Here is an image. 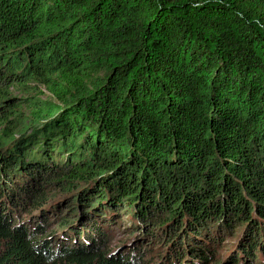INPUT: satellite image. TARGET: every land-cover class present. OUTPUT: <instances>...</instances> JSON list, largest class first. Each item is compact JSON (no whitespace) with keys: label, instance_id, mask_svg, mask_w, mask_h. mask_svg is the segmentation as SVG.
<instances>
[{"label":"trees","instance_id":"obj_1","mask_svg":"<svg viewBox=\"0 0 264 264\" xmlns=\"http://www.w3.org/2000/svg\"><path fill=\"white\" fill-rule=\"evenodd\" d=\"M121 211L160 264H264V0H0V264H145Z\"/></svg>","mask_w":264,"mask_h":264},{"label":"rangeland","instance_id":"obj_2","mask_svg":"<svg viewBox=\"0 0 264 264\" xmlns=\"http://www.w3.org/2000/svg\"><path fill=\"white\" fill-rule=\"evenodd\" d=\"M15 95H18V93L14 90H12ZM45 97V96H44ZM74 208L71 210H68V212H64L62 216L59 213V218L55 221L54 218L50 219L47 224V228L45 229V234L40 236L46 239L51 235L52 232L57 231L58 224L62 221V219H67L71 214L73 213L72 218V224L78 225V219L79 213L74 214ZM36 213L33 212V215ZM36 215H40L39 212ZM115 216L113 218L115 223H119V229L112 230L104 233L106 237H103L105 239L104 246L105 250L108 254H114L115 252H118L122 250L123 248H129L131 251L138 250L140 248H143L145 251L144 256V263L145 264H160L165 259H162L160 255L163 253H170L171 251L166 247L163 246V248L159 245V243L156 240H151V242H148L146 240L138 241L139 238L144 237L146 235L153 234L157 232V222L148 223L145 225H140L137 223H133L131 220V214L128 212H120L118 214H114ZM55 217V216H54ZM50 222V223H49ZM132 225V226H131ZM73 226V225H71ZM72 229V228H71ZM139 229V232L137 233ZM92 231V228H88L85 226V228H79L75 227L71 230V232H68V234H76L81 233L82 231ZM93 232V231H92ZM240 234L238 235V237ZM51 238V237H50ZM48 238V240L50 239ZM132 246H137V248H134ZM236 243L234 240L231 241V239H227L226 237H222L217 244L212 247L210 250L212 251V258L210 259V264H223L229 256H231L234 253ZM215 251V255H214Z\"/></svg>","mask_w":264,"mask_h":264},{"label":"water","instance_id":"obj_3","mask_svg":"<svg viewBox=\"0 0 264 264\" xmlns=\"http://www.w3.org/2000/svg\"><path fill=\"white\" fill-rule=\"evenodd\" d=\"M74 238H79L78 236H74Z\"/></svg>","mask_w":264,"mask_h":264}]
</instances>
